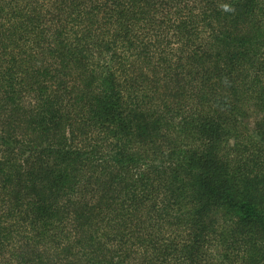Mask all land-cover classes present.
<instances>
[{"label":"trees","instance_id":"obj_1","mask_svg":"<svg viewBox=\"0 0 264 264\" xmlns=\"http://www.w3.org/2000/svg\"><path fill=\"white\" fill-rule=\"evenodd\" d=\"M0 264H264V0H0Z\"/></svg>","mask_w":264,"mask_h":264},{"label":"clouds","instance_id":"obj_2","mask_svg":"<svg viewBox=\"0 0 264 264\" xmlns=\"http://www.w3.org/2000/svg\"><path fill=\"white\" fill-rule=\"evenodd\" d=\"M222 8L225 10V11H230L231 8L229 5H222Z\"/></svg>","mask_w":264,"mask_h":264}]
</instances>
